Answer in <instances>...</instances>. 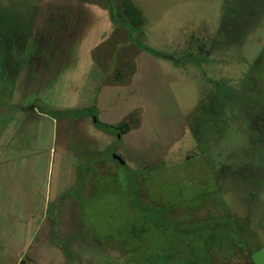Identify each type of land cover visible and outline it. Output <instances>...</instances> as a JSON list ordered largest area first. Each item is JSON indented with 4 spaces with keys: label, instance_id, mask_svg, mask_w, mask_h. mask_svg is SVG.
Segmentation results:
<instances>
[{
    "label": "rangeland",
    "instance_id": "374dc122",
    "mask_svg": "<svg viewBox=\"0 0 264 264\" xmlns=\"http://www.w3.org/2000/svg\"><path fill=\"white\" fill-rule=\"evenodd\" d=\"M112 1L124 0H0V264L21 253L23 264H264V89L251 70L264 0H129L144 19L132 33L110 21ZM135 40L159 60L143 56L133 94L102 102L105 114L143 106L128 117L145 119L129 148L154 156L133 169L69 140L52 111L129 82ZM74 171L75 207H56ZM55 214L53 239L51 222L38 229Z\"/></svg>",
    "mask_w": 264,
    "mask_h": 264
},
{
    "label": "crops",
    "instance_id": "0c3cea01",
    "mask_svg": "<svg viewBox=\"0 0 264 264\" xmlns=\"http://www.w3.org/2000/svg\"><path fill=\"white\" fill-rule=\"evenodd\" d=\"M108 10H109V8H108ZM108 13H109L110 21L115 26L118 25V23L113 21L111 15H110V10L108 11ZM121 25H123L126 28H128L129 32L132 33V30L128 26H126L124 24H121ZM135 43L137 44L138 40H135ZM143 45H145V44H143ZM145 46H148V45H145ZM148 47H150V46H148ZM141 49L144 52H142L140 57L138 56V58L136 59V64H138V65H139L138 61L141 60V63H140L141 71H137L136 72L134 70V72H133V74H132V76H131V78L129 80V82L131 81L130 83L126 81V82L112 84V83H103V81H102V83L97 85V88H95L94 91L89 92V94L91 95L90 96L91 99H90L89 103L86 102V100H87L86 99L84 104L79 106V107H77V108H74V109L73 108H63L62 110H58V111L59 112H66V111H71V110H79V109H86V108H91L92 107L94 109V111L96 112V114L98 115L99 119L101 121H103L104 123L117 124L120 121L126 119L128 117V115H130V113L132 111H134L135 109H137L139 106H142V105L133 104L134 106H130V108H127V110H126L127 112H125V114H115V112L118 111L117 109H113V112H111L109 114H105L104 111L102 112V109H103L102 108V102H104V101L107 102V99H109L110 96H112L115 93L116 94H120L124 89L126 90L124 92V94H126V95L127 94H131V95L133 94V91L136 88L137 84L139 82L142 83V81L145 79V77H143V75H145V62L142 60L143 56H148L149 58L154 59L156 61L159 60V59H156L155 54L150 53L149 51L145 50L144 48H141ZM152 49H154V48H152ZM149 54H151V55H149ZM89 56L92 58L91 59V65L97 67L98 76H99V78H101L102 76H101L100 72H101L102 68L100 69L99 65H97L96 60L92 56L91 53H90ZM44 62H45V60H44ZM95 63H96L97 66L95 65ZM23 72L25 73L26 69ZM26 74H28V73L26 72ZM139 74H140V76H139ZM137 78H138V83L136 84ZM92 80H94V79L92 78ZM96 89H98V90H96ZM111 90H113L115 92H111ZM107 92H109V93H107ZM111 93H112V95H111ZM120 119H122V120H120ZM144 121H145V119L142 116L141 122H140V119H139V121L136 123V125H133V127L128 132H126L125 134L122 135L120 143H116L117 137L114 135V133L107 132V131H104V130L96 127L94 125V123L92 122L90 116H88V115L75 116V117L74 116H70V115H59V120L57 121V123L58 124H62V123L64 124L65 129L69 133L67 137L70 138L69 140H71V141H74V142L78 143V141H79L78 139L85 138L88 141H91L92 144H94L95 147L99 144L100 145L99 146L100 149L98 148V149L94 150V151H98V153L103 152L102 150H106V149L112 148L113 156H112V158L106 159L105 160L106 162H113L114 164H116V163H120V164L122 163L123 164L124 163V164L130 166L131 168L135 169V167H137V166L129 165L131 163L129 161L130 159L135 160L136 164H138V162L136 160L137 157H138L139 158L138 161H141L140 166H142L143 158H147V157L153 158V156H154L153 154L151 155V154H149L146 151L145 152L147 154H149V155L145 154V152L144 153H142V152L138 153V152L134 151V149L129 148L130 145L135 146V143L139 139L140 134L144 135V132L142 131V127L144 126ZM85 124H90L93 127L92 133H89L88 135L83 133V129L85 127ZM146 125H147V123H146ZM150 148L152 149V147H150ZM116 157H118L122 162ZM157 161H160V160H157ZM154 162H156V161L154 160ZM79 179H80V177L78 175V172L74 171V173H72V176H71V178H69V181L67 183L66 187H68V188L66 190L62 191V192L58 191L60 194L54 195L53 200H57V201L60 202V204L57 205L56 207H60V208H63V207H66V206L75 207L74 204L73 205H68V203L72 202V201L74 202V200H75V198L70 193H71L72 189L78 184ZM61 200L63 201V203L61 202ZM72 212H74V210L71 211V213ZM71 213H69V214H71ZM69 214H68V216H69ZM57 216L58 215L55 214L53 217L46 218L44 220V222L42 223V226L39 227L38 232L41 231L40 232L41 234H45L43 232L44 231V227L46 226L47 222L49 221V222H51V225H50V227H51V237H53V239H54V233H55V230L57 229L56 228L57 227L56 226L57 225V222H56ZM73 224L75 225L74 222H73ZM40 225H41V222H40ZM74 234H76V233H74ZM58 235H59V232H58ZM40 237H41V235H40ZM72 238L76 239L73 235H72ZM42 241H45V243L48 242V244H51V246L55 250L59 251V249H62V248H60V246H59V244L57 242H55L54 240H52V242H51V240L49 241V238L47 236H45V235L42 236L41 242ZM76 241H77V245H76L75 249H82L81 242H79L77 239H76ZM83 243H84L83 248L84 249L88 248V245H86V242L83 241ZM66 246H67L68 249H73L70 246H68L67 244H66ZM59 253H60V255L62 256V259H63V253L60 252V251H59ZM24 256H26V255H23V253L17 254L16 260H15V264H16L17 261H18L17 263L21 264L20 260L22 261V264L25 263V262H23V259L26 258V257L23 258ZM18 258H19V260H18ZM63 262H64V259H63Z\"/></svg>",
    "mask_w": 264,
    "mask_h": 264
},
{
    "label": "trees",
    "instance_id": "16d2710c",
    "mask_svg": "<svg viewBox=\"0 0 264 264\" xmlns=\"http://www.w3.org/2000/svg\"><path fill=\"white\" fill-rule=\"evenodd\" d=\"M109 10H110V15L116 23H121L126 26H128L131 30L139 29L142 27L144 23V19L142 17L141 12L139 9L129 0H124L121 4L120 3H114L113 1L109 4ZM139 47L144 48L145 50L149 51L152 54L158 55L157 51L145 46L143 44L137 43ZM258 62V63H257ZM257 62L252 66L251 70L254 71L255 73H258V78H261V86L258 87V90L260 88L264 89V49L262 50L260 57L258 58ZM121 71H118L116 77L120 78ZM261 75V76H259ZM261 90V89H260ZM264 93V92H263ZM222 100V98H221ZM260 105L264 106V95L263 96H257L256 99ZM53 113L57 115H70L73 114L74 112L66 111V112H59V111H52ZM78 111L76 112V114ZM80 115H89L93 119V123L96 127L107 131V132H112L116 134L117 137V143L121 141V136L128 132L132 127V123L128 119L131 115H128V117L122 121H120L117 124H108L104 123L101 121L94 111V109L91 108H86L82 109L79 113ZM78 115V114H77Z\"/></svg>",
    "mask_w": 264,
    "mask_h": 264
},
{
    "label": "water",
    "instance_id": "95a60500",
    "mask_svg": "<svg viewBox=\"0 0 264 264\" xmlns=\"http://www.w3.org/2000/svg\"><path fill=\"white\" fill-rule=\"evenodd\" d=\"M116 158H118V157H116ZM119 159V158H118ZM120 160V159H119ZM121 161V160H120ZM122 162V161H121Z\"/></svg>",
    "mask_w": 264,
    "mask_h": 264
}]
</instances>
